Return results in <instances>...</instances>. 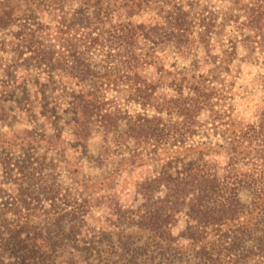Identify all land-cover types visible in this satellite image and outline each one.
Wrapping results in <instances>:
<instances>
[{"label": "trees", "instance_id": "16d2710c", "mask_svg": "<svg viewBox=\"0 0 264 264\" xmlns=\"http://www.w3.org/2000/svg\"><path fill=\"white\" fill-rule=\"evenodd\" d=\"M165 4L171 5L165 38L177 55L185 57L190 51L189 12L169 1ZM250 9L247 18L259 20L260 12ZM55 10L60 22L56 29L40 21L38 26H26L23 19L9 46L13 58L24 66L82 84L72 100L75 140L80 143L91 129L101 127L106 139L125 133L129 147L156 150L168 144L184 146L185 151L141 173L133 182L131 201L120 202L114 192L91 201L111 226L121 232L134 226L146 232L143 238L122 232L113 239L112 232L95 229L83 217L80 203L57 184L39 186L42 174L30 170V165L11 172V158H4L0 161L4 173L13 175V180H6L19 187L9 204L0 202V264H264V102L252 110V116L258 115L256 125L236 122L231 128L226 123L229 128H223L220 141L227 150L220 160L218 152L196 147L201 140L194 138L202 134V112L210 115L206 129L219 127L222 105L232 95L230 66L216 78L202 76L186 91L178 87L174 93L161 94L160 78L142 72L152 60L141 41L158 38L143 32L141 23L112 21L102 8L86 3L75 7L62 3ZM199 24L197 47L207 68L216 64L211 22L201 17ZM100 54L102 58H97ZM131 105L137 107L135 112L129 111ZM162 112L169 114L168 120ZM239 143L251 146L255 154L235 160L230 152ZM44 202L49 209L42 207ZM37 216L48 224L43 226ZM180 216L186 218L180 235L192 244L188 251L172 244L179 237L170 227Z\"/></svg>", "mask_w": 264, "mask_h": 264}, {"label": "rangeland", "instance_id": "374dc122", "mask_svg": "<svg viewBox=\"0 0 264 264\" xmlns=\"http://www.w3.org/2000/svg\"><path fill=\"white\" fill-rule=\"evenodd\" d=\"M168 1L189 12L191 29L187 43L190 51L185 57L177 55L172 41L165 38V32L170 29L166 18L171 7L165 4ZM62 3L71 7L84 3L92 8L100 7L110 14L112 21L131 19L144 26L143 32L157 37L155 42L141 41L152 60L142 72L160 78L161 94L174 93L178 87L186 91L202 76L215 74L216 78L220 70L230 66L228 82L232 83V95L222 105L220 117L216 120L219 127L206 129L211 125L210 115L202 112L199 116L202 134L194 138L201 140L196 142V147L218 152L219 159L223 160L227 146L220 140H224L223 128H229L226 123L231 128L237 126L236 122L256 125L258 115L252 116V110L256 104L264 102V41H261L264 27H258L264 24V0H0V161L10 157L11 172H16L19 165H30V170L43 175L39 186L46 187L49 182L57 184L73 202L80 203L83 217L90 226L112 232L113 239L122 232L143 238L146 232L134 226L125 227L122 232L111 226L104 213L91 201L95 202L94 197L109 192H114L122 203L131 201L135 189L133 182L139 179V175L168 157L184 152L185 147L165 144L156 150H151L150 146V149L147 146L133 148L129 147L131 141L125 133L119 131L106 139L101 127L91 129L85 140H79L80 143L75 140L72 100L73 94L82 89V84L57 73L48 75L41 69L24 66L22 61L13 58L9 46L13 33L24 20L26 26H38L40 21L44 25L51 23V28L56 29L60 22L54 6ZM251 7L260 12L259 20L254 21L245 15ZM201 17L211 22L209 26L216 52V64L207 68L197 47L196 34L202 27L199 24ZM242 20L247 22L241 25ZM251 47L255 49L250 51ZM260 48H263L262 52ZM100 57L102 54L97 58ZM136 110L135 105L129 106V111ZM161 115L164 120L170 117L167 112ZM230 154L242 162L255 151L251 146L239 143L236 151ZM8 172L4 173L0 162V202L7 204L19 187L14 181L6 180ZM9 178L13 180V175ZM43 205L50 208L47 202ZM35 219L43 226L48 224L42 216ZM185 223L186 218L180 216L170 227L173 236L179 237L172 244L182 251H188L192 246L186 237L180 235Z\"/></svg>", "mask_w": 264, "mask_h": 264}]
</instances>
